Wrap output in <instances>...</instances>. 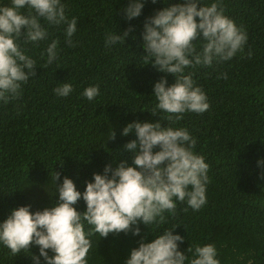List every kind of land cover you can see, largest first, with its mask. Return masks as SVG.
<instances>
[{
	"label": "trees",
	"instance_id": "16d2710c",
	"mask_svg": "<svg viewBox=\"0 0 264 264\" xmlns=\"http://www.w3.org/2000/svg\"><path fill=\"white\" fill-rule=\"evenodd\" d=\"M61 2L68 18L78 20L74 46L67 43L66 25L49 26L41 20L46 40L17 41L36 61V75L22 84L18 100L0 101V223L20 206L30 205L35 212L55 205L56 183L62 184L64 177L83 193L86 182H93L94 173L103 174L107 165L115 168L122 160L131 165L132 154L124 145L136 136L122 135L124 127L133 121H157L159 116L151 113L157 103L153 86L162 77L168 85L175 80L148 63L143 32L147 18L183 0H145L141 15L132 20L122 11L128 0ZM214 2L202 0L198 7ZM220 3L224 14L246 30L244 51L213 67L186 69L210 107L203 114L187 112L172 125L161 120L164 126L186 128L196 140L194 152L209 165L207 203L194 211L177 201L175 215L165 213L163 224L141 222L140 235L90 236L88 264H125L142 237L151 242L154 235L175 227L173 234L185 237L178 250L189 259V246L213 244L220 264H264V0ZM10 5L11 0H0V6ZM21 12L27 15L28 9ZM130 27L124 42L105 46L106 34L123 35ZM53 40L58 41V56L46 66L45 50ZM195 43L199 50L201 42ZM63 83L73 88L67 97L54 92ZM95 85L99 95L89 101L82 93ZM112 132L115 140L110 139ZM55 172L61 174L56 183ZM74 207L86 211L82 198ZM89 228L85 222V231ZM32 255L39 256L34 244L16 256L0 244V264H34Z\"/></svg>",
	"mask_w": 264,
	"mask_h": 264
},
{
	"label": "clouds",
	"instance_id": "9594fccd",
	"mask_svg": "<svg viewBox=\"0 0 264 264\" xmlns=\"http://www.w3.org/2000/svg\"><path fill=\"white\" fill-rule=\"evenodd\" d=\"M144 2L128 0L122 9L125 19L139 17ZM201 3L202 0H183L146 19L145 57L154 68L172 74L175 80L168 85L167 78L162 77L153 86L157 103L151 113L159 116L157 121H133L124 127L122 135L136 136L124 145L132 154L131 165L127 160L115 168L107 165L103 174L94 173L93 182H86L83 193L68 177L57 184L61 174L55 172L58 194L55 205L35 212L30 211V205L20 206L0 223V244L13 256L34 244L39 248V256L32 255L34 264H88V253L93 246L90 236L99 234L107 238L109 234L122 232L140 235L141 222L163 224L165 213L175 215L177 201L186 202L194 211L207 203L209 165L194 152L196 140L186 128L164 126L161 120L166 119L172 125L187 112H206L210 107L206 93L196 84L192 73L185 70L213 67L231 60L244 51L248 36L245 29L224 14L220 0L198 7ZM25 8L27 15L21 12ZM65 9L61 0H11L10 6H0V101L4 104L18 100L22 84L36 75V61L25 54L17 41L38 44L46 40L48 31L41 20L49 26L66 25L67 43L74 46L71 38L77 31L78 20L69 19ZM131 31L130 27L123 35L106 34L105 46L124 42ZM196 41L201 42L199 50ZM57 49L56 40L47 46L46 66L57 59ZM251 55L249 51L248 56ZM222 75L227 78L226 73ZM72 90L70 83H63L54 92L67 97ZM82 95L93 100L99 95V86L85 88ZM160 112L165 115L161 117ZM110 139L115 140L114 132ZM81 198L86 203L83 213L74 207ZM85 222L90 226L87 232ZM174 229L154 235L151 242L142 237L125 264H220L213 244L189 246L187 253L192 254L189 259L178 250L185 237L174 235Z\"/></svg>",
	"mask_w": 264,
	"mask_h": 264
}]
</instances>
